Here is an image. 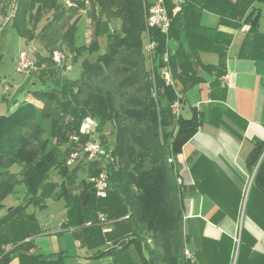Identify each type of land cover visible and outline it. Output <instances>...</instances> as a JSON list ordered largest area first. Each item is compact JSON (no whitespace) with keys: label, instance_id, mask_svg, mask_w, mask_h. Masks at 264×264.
<instances>
[{"label":"trees","instance_id":"trees-1","mask_svg":"<svg viewBox=\"0 0 264 264\" xmlns=\"http://www.w3.org/2000/svg\"><path fill=\"white\" fill-rule=\"evenodd\" d=\"M73 1L77 6L69 8L62 0H12L15 15L4 34L15 29L30 42L37 37L35 31L44 18L43 36L50 30L59 33L60 40L50 57L38 59L39 65H45L35 73L43 88L20 101L12 113L0 114V211L18 186L25 190L24 201L0 217V245H16L2 256L1 264H9L14 257L21 264H86L69 261L62 252L55 257L31 252L34 243L27 239L43 231L35 211L45 209L50 199L64 200L66 218L62 226L74 228L75 238L91 251L89 259L112 257L109 264H197L204 262L205 252L215 263L232 264V254L237 251L235 264H264V255L250 258L256 239L246 228L239 242L227 236L220 240L203 238L201 250L194 251L195 261L186 257L191 226L183 220L182 183L174 171L177 155L197 133L203 116L198 109H193L189 118L181 113L175 117L172 112L174 101L179 100L181 106L187 91L204 81L200 71L215 75L210 97H225L220 78L226 74L232 38L204 26V10L217 14L221 25L239 28L248 24L239 56L264 60L262 13L255 6L261 0H186L172 17L168 35L147 28L151 0ZM167 4L172 16L168 0ZM81 10H86L92 31L78 45ZM113 22L119 24L118 29L111 26ZM147 30L156 42L152 59L145 51ZM181 33L188 41V50L180 47L171 51L169 39ZM103 36L107 44L100 52ZM55 49L71 54L72 63L81 60L77 78H68V71L54 62ZM166 51L168 63L164 61ZM203 51L217 53L219 64L203 63L199 58ZM167 65L173 85L162 76ZM7 93L3 90V99ZM86 117L96 120L98 139L108 157L90 162L92 166L81 161L71 167L67 164L69 155L82 150L89 141L80 134ZM46 121H50V128L45 127ZM74 135L80 136L79 142L71 139ZM263 154L264 141L258 140L247 159L249 171L256 170L246 200L241 190L228 193L227 177L222 173L208 170L211 173L196 181L202 192L226 197V202H218L217 217L229 215L237 220L244 209L245 216L264 230ZM86 170L88 177L79 181ZM102 170L109 182L104 198L97 196L89 181V176ZM53 173L59 179H53ZM106 226L111 230L105 231Z\"/></svg>","mask_w":264,"mask_h":264},{"label":"crops","instance_id":"crops-1","mask_svg":"<svg viewBox=\"0 0 264 264\" xmlns=\"http://www.w3.org/2000/svg\"><path fill=\"white\" fill-rule=\"evenodd\" d=\"M1 4L3 3L0 0V6ZM262 4L264 0L256 2L255 6L261 10L260 31L264 33ZM201 23L231 35L232 41L227 50L226 74L220 78L221 86L225 89L224 99L216 100L210 97L211 83L215 75L200 71L204 81L188 90L181 104L182 116L191 117L193 109H198L203 116V122L197 133L183 146L175 163L174 172L179 174L182 183L183 220L185 223L189 222L191 226V241L186 248L194 256L195 249L201 250L200 242L203 238L220 240L223 236H227L239 242L242 229L246 228L256 239L249 255L250 258H256L264 255V230L251 218L245 216L244 209L237 220L229 215L217 217L218 202H226V197L213 192L212 194L202 192L197 188L196 181L203 179V176L211 171L214 174L222 173L227 177L225 185L228 193L232 190H241L246 200L256 170L255 168L253 173L249 171L247 159L256 141H264V60L239 56L243 41L250 29L248 24L243 23L239 28L221 25L219 16L206 10L202 12ZM144 37L145 45L147 32ZM23 41L27 42L25 39ZM33 44L35 45V42ZM168 45L171 51L180 47L186 50L189 48L183 33L179 37L170 38ZM146 53L148 55L147 51ZM199 58L203 63L214 66L220 61L219 55L211 51L201 52ZM17 99L14 109L19 103ZM15 205L17 204L12 203L7 209ZM47 206L48 202L46 208ZM31 209L35 211L34 208ZM38 211L40 210L35 212L43 231L27 239H31L34 243L31 252L41 253L47 257H55L62 252L69 261L86 264L112 262V257L89 259L91 251L82 247L75 238L74 228L62 226L66 218L65 206L64 210L63 208L57 210L61 211L59 216L39 215ZM110 230L111 227L106 226L105 231ZM208 254L207 259V254L202 253L204 262L197 264H219L210 260L212 256ZM236 257L237 251L232 254V264H235ZM191 261H195V256ZM9 264L21 263L18 257H14Z\"/></svg>","mask_w":264,"mask_h":264},{"label":"rangeland","instance_id":"rangeland-1","mask_svg":"<svg viewBox=\"0 0 264 264\" xmlns=\"http://www.w3.org/2000/svg\"><path fill=\"white\" fill-rule=\"evenodd\" d=\"M2 3L3 4L1 5L3 6V8L7 9L8 7H10L12 0H3ZM261 6H262V10L264 11V4H262ZM80 13L82 14V18L77 33L78 45L84 43L85 38H87L92 31L90 19L88 18L87 14L84 12H80ZM44 23H46V21L43 18L41 23L38 24L37 30L35 31V33H38L37 37L34 40H31L33 43L35 42V45L33 43L29 44L23 41L22 37L15 29L12 30L7 29L5 34L4 31L1 32V34L3 35L1 36V48H0V55H1L0 57H2L0 61V114L12 113L14 111V104L16 98H18L17 99L18 102L22 101L25 98H32L34 90H41L43 88L41 81L36 77L35 73L38 74L40 72L39 69H41L45 65L44 64L39 65L38 59L40 60V58L43 57L46 58L50 57L51 50L56 46V44L58 45V42L60 40L59 33L52 31L49 32L50 30L46 31L48 35L43 36V32L41 31V28ZM111 26L117 29L119 28V24L117 22H113ZM106 44H107L106 37L104 36L101 37L100 52L104 51ZM23 50L27 51L31 56V58L35 59L36 65L38 67L37 70L31 72L30 74L19 72L16 69L18 62V55ZM81 69H82L81 60L74 62L72 70L66 72L67 77L70 79L77 78L81 72ZM5 85H8L10 87L8 93L5 96L6 100L3 99V90ZM45 127L50 128V121L45 122ZM110 131H111V125H108L106 129L108 135ZM82 162L86 163L85 161ZM82 162H79L78 164H81ZM86 164L90 165L89 163ZM87 171L88 170H86L85 172L79 175V181L83 178L86 179L88 177ZM52 177L53 179H59V176L56 173H53ZM89 181H90V176H89ZM24 191L25 190L23 186H18L17 193L7 197V199L4 201L5 208L0 211L1 216L7 212V207L10 206L12 203L18 204V202L20 203L24 201ZM47 202H48L47 208L38 211L39 215L48 216L50 214H55L56 216H59V214H61V211H57V210L59 208H63L64 210L65 202L63 199L61 200L50 199ZM29 210H33V209L30 208ZM14 246L16 245L14 244Z\"/></svg>","mask_w":264,"mask_h":264},{"label":"built area","instance_id":"built-area-1","mask_svg":"<svg viewBox=\"0 0 264 264\" xmlns=\"http://www.w3.org/2000/svg\"><path fill=\"white\" fill-rule=\"evenodd\" d=\"M64 4L69 7H76L77 4L73 0H62ZM171 5L172 16L169 14L167 0H154L147 7V17L146 24L147 28H156L160 30L163 34L168 35L171 29L172 17L177 15L181 10L186 0H168ZM88 3V2H87ZM81 12L86 13V10H81ZM15 15V5L11 3L10 7L3 8L0 6V34L2 31L6 29V27L10 24ZM147 32V41L145 44V50L148 52V56L152 59L153 51L156 46V42ZM52 58L56 64L64 68L66 71H71L73 68V63L71 61V54H66L60 49H55L52 53ZM169 51H166L164 54V61L168 63ZM17 71L30 74L31 72L38 69L36 65L35 59L31 58L27 51H21L18 55L17 62ZM162 76L167 84L173 85V78L169 66H165L162 70ZM10 87L5 85L4 92L6 93ZM180 102L179 100L174 101L172 104V112L175 117H179L180 115ZM80 134L89 137L88 143L82 150L73 151L67 160V164L71 167L77 165L81 161H85L86 163H90L95 160H100L103 157L107 158L106 149L101 145L98 139V125L96 120L91 117H86L81 126H80ZM74 142H79L80 136L74 135L71 137ZM180 180V179H179ZM90 182L93 183L96 194L98 197L104 198L108 195L109 191V182L106 171L102 170L97 175L90 177ZM101 221L105 220V216L103 214L99 215ZM90 224V223H88ZM14 244H1L0 245V264L1 258L4 254L9 253L13 248ZM187 258L194 260L193 254L189 251V249H185L184 251Z\"/></svg>","mask_w":264,"mask_h":264},{"label":"water","instance_id":"water-1","mask_svg":"<svg viewBox=\"0 0 264 264\" xmlns=\"http://www.w3.org/2000/svg\"><path fill=\"white\" fill-rule=\"evenodd\" d=\"M263 155H264V154H263ZM263 155H262V157H263ZM262 157H261V159H262ZM254 174H255V173H254ZM125 242H126L125 240L122 241L121 245L125 244ZM121 245H120V246H121Z\"/></svg>","mask_w":264,"mask_h":264}]
</instances>
